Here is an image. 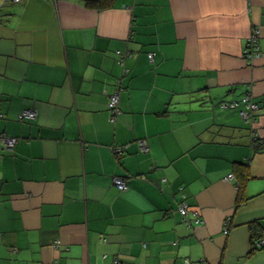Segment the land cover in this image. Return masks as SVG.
<instances>
[{"label":"crops","instance_id":"crops-1","mask_svg":"<svg viewBox=\"0 0 264 264\" xmlns=\"http://www.w3.org/2000/svg\"><path fill=\"white\" fill-rule=\"evenodd\" d=\"M0 133V264H264V0H0Z\"/></svg>","mask_w":264,"mask_h":264},{"label":"built area","instance_id":"built-area-1","mask_svg":"<svg viewBox=\"0 0 264 264\" xmlns=\"http://www.w3.org/2000/svg\"><path fill=\"white\" fill-rule=\"evenodd\" d=\"M3 2H12L15 3L17 0H3ZM258 50L257 47V36L255 32H253L248 40L245 43V46L242 50V54L246 59H250L254 55H256V52ZM117 59L119 64L122 66V76H125L128 72V70L124 66V60L129 57V53H121L119 51L116 52ZM150 58H152L151 54L149 55ZM115 90L113 93L108 97L107 101V107L109 111V119L111 122L115 121V118L121 114V111L118 107V97L119 92L122 90L121 86V78L116 79L115 81ZM241 103L244 107V109L240 112V115L246 122H254V112L256 111V105L253 103L251 97L249 95H245ZM238 106L237 103H227L223 102L220 104L221 108H231L234 109ZM35 112L31 109L24 110L19 115V120L23 119H32L35 117ZM17 142V139L14 137H8L4 134L0 133V145L6 148L7 150H12L15 143ZM138 149L140 152H145L147 150V145L144 139H140L136 141ZM110 150L112 151V154H114L115 157H120L125 152V146L123 145H115L111 146ZM228 179H233L232 174L228 175ZM111 185L114 186L119 191L125 190L127 188L126 181L123 178L113 176L111 178ZM176 213L179 214L181 221L185 224L187 228H191L194 224H197L200 222L199 219L191 220L189 218L190 212L188 210V204L185 200V195H181V201L179 205L176 208ZM193 216L197 217L196 213H192ZM228 231V223H224L223 228V234H226ZM264 246V234L260 236L258 239H256L253 242V247L258 249ZM113 264H118L117 261H114Z\"/></svg>","mask_w":264,"mask_h":264},{"label":"trees","instance_id":"trees-1","mask_svg":"<svg viewBox=\"0 0 264 264\" xmlns=\"http://www.w3.org/2000/svg\"><path fill=\"white\" fill-rule=\"evenodd\" d=\"M90 2H92V0H90ZM117 158H119V157H117ZM250 226H251V225H250ZM250 226H249V227H250ZM251 227H252V226H251ZM254 241H255V240L252 241V245H253V242H254ZM253 249H256V248L253 247Z\"/></svg>","mask_w":264,"mask_h":264}]
</instances>
